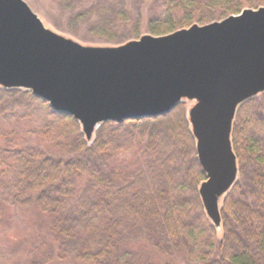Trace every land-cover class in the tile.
Wrapping results in <instances>:
<instances>
[{
	"label": "trees",
	"instance_id": "1",
	"mask_svg": "<svg viewBox=\"0 0 264 264\" xmlns=\"http://www.w3.org/2000/svg\"><path fill=\"white\" fill-rule=\"evenodd\" d=\"M253 2L152 0L150 11L158 19L168 14V27L179 30L236 15ZM18 112L24 113L21 119L42 117L46 133L55 129L62 154L40 146L1 153L4 225L15 212L43 216L56 242L82 245L77 258L84 264H264V92L239 106L232 124V149L237 166L245 165L241 176L246 192L241 194L235 182L223 197L219 229L206 217L198 194L205 174L185 102L156 118L107 121L91 142L73 118L53 112L30 91L0 87V120ZM131 142L138 144L133 154L120 159L118 153ZM76 177H87V183L76 189ZM234 189L240 196L233 205L228 197ZM191 211L199 213L197 219H188ZM137 237L154 242L156 260L140 259L132 249ZM199 237L206 243L203 248L195 244ZM43 254L35 252L31 263L52 264L41 262Z\"/></svg>",
	"mask_w": 264,
	"mask_h": 264
},
{
	"label": "water",
	"instance_id": "2",
	"mask_svg": "<svg viewBox=\"0 0 264 264\" xmlns=\"http://www.w3.org/2000/svg\"><path fill=\"white\" fill-rule=\"evenodd\" d=\"M0 87L30 91L75 120L87 142L105 122L156 118L182 102L205 180L198 194L221 227L236 182L232 124L264 92V6L164 36L90 47L46 28L23 0H0Z\"/></svg>",
	"mask_w": 264,
	"mask_h": 264
},
{
	"label": "rangeland",
	"instance_id": "3",
	"mask_svg": "<svg viewBox=\"0 0 264 264\" xmlns=\"http://www.w3.org/2000/svg\"><path fill=\"white\" fill-rule=\"evenodd\" d=\"M23 1L46 28L84 46L117 47L128 41L138 40L144 35L164 36L177 31L175 28L168 27V14L162 15L158 19L155 12L151 13L152 0ZM185 1L188 2V0ZM260 2L264 6V0H254L253 5L247 8L256 9L257 3ZM193 24L205 25L208 23L194 22ZM185 104L188 112L193 102H185ZM23 115V112H18L13 117L0 120V155L4 150H12L16 146H40L53 152L54 155L62 154L56 148V143L60 140L58 132L56 133L54 129L46 133L44 125L47 123L36 114L31 115L28 119H21ZM137 146V142H131L118 153V157L120 159L131 157ZM240 167L241 172L236 179V188H242L240 190L242 194L246 192L245 181L241 176L245 165L238 166L239 169ZM87 180V177L81 179L76 177L74 179L76 189L83 187ZM234 192L235 189L230 192V196L228 195L230 204H233L240 196L238 192ZM222 208L223 200L219 204V209ZM198 215L199 213L195 214L191 211L188 214L190 216L188 219H197ZM51 227L50 221L44 219L43 216L32 217L17 212L8 225L0 222V260L2 264H32L31 260L35 258L33 254L38 250L44 252L41 256L42 263L46 261V263L52 264H84L77 258V254L83 248L82 245L76 242H66L65 244L56 242ZM198 232V229L194 230L196 236ZM196 239L198 240L195 244L198 248L205 247L206 243L202 242V237ZM165 243L162 244L167 246L168 244ZM151 244L154 242L137 237L132 240V249L136 251L141 260L147 258L156 260L157 255L152 251ZM13 246H17L18 249H14ZM165 260L168 258L160 259L161 262Z\"/></svg>",
	"mask_w": 264,
	"mask_h": 264
}]
</instances>
